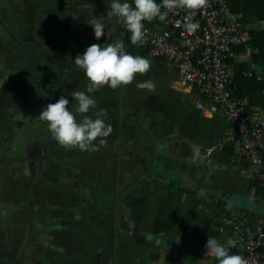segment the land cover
Wrapping results in <instances>:
<instances>
[{"label": "crops", "instance_id": "0c3cea01", "mask_svg": "<svg viewBox=\"0 0 264 264\" xmlns=\"http://www.w3.org/2000/svg\"><path fill=\"white\" fill-rule=\"evenodd\" d=\"M109 3L0 0V264H202L212 259L206 248L186 259L163 253L170 230L226 244L216 229L218 201L253 190L249 170L222 149L233 136L224 117L198 110L195 87L132 45L125 26L106 18ZM93 16L103 17L100 40L87 22ZM143 23L162 27L159 18ZM247 25L264 44V19ZM117 41L150 60V70L126 87L88 93L96 106L76 113L71 93L88 82L73 61L92 44ZM235 52L231 70L247 62L242 73L264 79V53L251 57L254 42L249 54ZM147 80L154 91L136 87ZM61 96L77 122L105 113L111 134L94 149L60 146L38 117Z\"/></svg>", "mask_w": 264, "mask_h": 264}, {"label": "built area", "instance_id": "2783aa9c", "mask_svg": "<svg viewBox=\"0 0 264 264\" xmlns=\"http://www.w3.org/2000/svg\"><path fill=\"white\" fill-rule=\"evenodd\" d=\"M232 2L209 0L208 6L193 17L199 28L192 34L183 28L185 17L191 13L183 9L169 11L162 29L158 25H144L141 44L150 57L171 64L185 84L202 94L194 103L198 110L220 113L224 117L233 132L230 143L236 161L249 170L259 188L256 200L252 196L254 187L249 196L264 205V109H246L245 98L233 95L229 88L230 60L236 56L235 49L243 48L249 54L255 32L240 22L238 13L231 11ZM161 11L167 10L162 8ZM236 209L225 210L220 206L217 231L226 243L229 239L236 242L235 247L229 248V254L242 255L248 264H264V214L261 218ZM202 264H218V261L212 258Z\"/></svg>", "mask_w": 264, "mask_h": 264}, {"label": "clouds", "instance_id": "9594fccd", "mask_svg": "<svg viewBox=\"0 0 264 264\" xmlns=\"http://www.w3.org/2000/svg\"><path fill=\"white\" fill-rule=\"evenodd\" d=\"M209 0H132V3L121 0H110L106 18L115 19L123 24L130 33L132 45L140 44L144 39V21L151 22L156 18L164 21L169 11L183 9L191 13L184 19L183 28L189 33H195L199 25L193 22V17L208 6ZM167 11L162 12L161 10ZM94 29V35L100 40L105 34L103 17H94L87 21ZM78 69L84 72L87 80L86 91H73L71 97L77 102L76 113L86 114L96 106V101L88 94L101 90L104 86L115 90L122 86L131 85L137 74L144 75L151 68V61L142 56H133L125 51L122 42L92 44L82 55H77L73 61ZM136 87L141 90L154 91L152 80L139 82ZM69 100L61 96L57 102L49 103L38 117L46 122L52 138L62 147L79 148L80 150L94 149L98 138H106L113 131L110 124L102 118L105 113L97 112L96 118L89 116L77 122L73 112L68 109ZM103 139L100 140L102 144ZM236 242L229 239L221 244L217 239L208 237L205 256L214 258L218 264H248V261L238 254H229V248L235 247Z\"/></svg>", "mask_w": 264, "mask_h": 264}, {"label": "trees", "instance_id": "16d2710c", "mask_svg": "<svg viewBox=\"0 0 264 264\" xmlns=\"http://www.w3.org/2000/svg\"><path fill=\"white\" fill-rule=\"evenodd\" d=\"M230 9L231 11L240 14L239 20L243 24L252 23L258 19H264V0H233ZM160 23L162 27H165L164 21H160ZM253 42L256 46V53H251L252 59L259 56V54L264 53V44L260 32H255L254 38L252 39V43ZM247 68V62L233 64V69L231 70V84L229 86L230 91L237 97L245 98L246 109H264V79L256 80L255 74L250 71H246L250 73L249 76L243 74L242 72ZM199 94L202 96L201 93ZM222 149L228 154L234 153L231 143L222 146ZM251 183L254 187L252 196L256 200L259 194V188L256 180H252ZM260 217L263 218V216Z\"/></svg>", "mask_w": 264, "mask_h": 264}, {"label": "rangeland", "instance_id": "374dc122", "mask_svg": "<svg viewBox=\"0 0 264 264\" xmlns=\"http://www.w3.org/2000/svg\"><path fill=\"white\" fill-rule=\"evenodd\" d=\"M5 164V161H2ZM0 165L1 161H0ZM9 174H6V176ZM210 207V206H209ZM5 208V206H4ZM213 211H215V208H217L215 205L211 206ZM236 208H232L231 211H236ZM3 221L0 220V229L6 228L5 227V218H2ZM169 237L171 240V244L167 245V248L163 253H166L168 249L177 257H180L181 259H186V257L194 258L196 254L200 253L205 249L204 245V237L201 235H198L194 230H191L190 232H186L183 234H180L175 228H172L169 232ZM218 242L221 244H224L223 239H219ZM0 245L2 243L0 242ZM1 249L5 250L4 247L1 246ZM21 252L16 251L15 252V260L17 259V256L20 255Z\"/></svg>", "mask_w": 264, "mask_h": 264}, {"label": "water", "instance_id": "95a60500", "mask_svg": "<svg viewBox=\"0 0 264 264\" xmlns=\"http://www.w3.org/2000/svg\"><path fill=\"white\" fill-rule=\"evenodd\" d=\"M164 33L165 35H167V37H169V34L165 32V30ZM218 203L225 210L238 208L251 212L256 216H261L264 214V205L258 204L257 202L253 201L250 198L248 191L244 192L243 194L231 193L227 196H223L222 198L219 199ZM155 243L157 245L164 246L165 240L161 236H157Z\"/></svg>", "mask_w": 264, "mask_h": 264}]
</instances>
